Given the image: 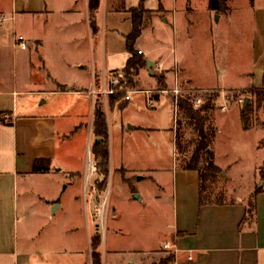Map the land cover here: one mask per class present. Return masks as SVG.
<instances>
[{"label":"crops","instance_id":"obj_1","mask_svg":"<svg viewBox=\"0 0 264 264\" xmlns=\"http://www.w3.org/2000/svg\"><path fill=\"white\" fill-rule=\"evenodd\" d=\"M197 1H143L144 9L151 13L150 23L143 32L162 34L169 29L173 47L166 48L161 43L157 49H144L135 44V50L143 52L144 60L153 62V73L147 66L140 73L144 71L151 81L158 80L161 87L168 85L172 90L180 86L206 92L264 89V0L246 1L241 5L229 0V11L225 14L211 11L209 0H203L204 9L207 13L209 9L211 18L212 14L219 16V24H235L239 17V13H235L237 10L251 13L253 24L247 38H244L246 47L238 59L226 63L221 58L217 61L220 53L218 42L213 40L212 23L207 33V54L201 52ZM141 4L142 0H100L96 17L98 33L93 34L89 23V0H8L6 5H2L0 0V18L12 19L16 24L21 18L25 24L22 33L32 44L26 64L30 78H19L16 62L11 65L10 72L2 74L0 71V264H91V251L89 261L88 255L84 259L62 261L59 252L30 250L28 241L35 234L26 227L29 222L25 223L20 240L18 223L20 220H53L61 208L36 185V181L51 177L59 171L55 170L58 166L70 176L78 175L82 167L62 165L61 160L70 161L75 156V152L67 147L87 127L83 118L88 115L89 98L93 103L92 135L98 98L103 100L107 123L108 113L114 109L136 115L134 107L128 105L132 98L125 102L114 96H93L92 91H101L103 76L121 72L126 67L131 58L125 40L132 31L131 11ZM47 32L57 36L56 47H63L65 41H70L73 47L82 50L78 58L65 63V68L72 74L69 81L58 77L54 65L39 51L48 41ZM14 34L15 44L16 30ZM88 36L95 48L90 56ZM31 49L35 51L34 55ZM88 80L90 85L94 84L90 91ZM152 97L159 101L161 95ZM67 101L70 108L64 106ZM71 112L74 116H68ZM5 114L11 116V120H4ZM127 124L129 130L136 132L158 130L128 117ZM109 150L111 173L115 163L110 139ZM214 154L216 165L224 171L215 151ZM178 155L177 152V162ZM37 161H47L50 170L35 173ZM122 166L126 171V165L122 163ZM169 173L170 187L150 177L164 194L169 190L172 198V216L166 225L168 238L165 237L163 243L137 250H121L112 243L110 250L104 251L102 244L103 264H147L146 253L156 252L166 245L175 256L173 264H264V184L241 199L202 206L199 173L185 171L183 163L173 165ZM124 180L129 183L132 194L140 197L133 196V199L144 202L131 178L125 177ZM258 190L261 191L254 199V221L242 227L249 208L248 200ZM40 236H44L43 232ZM126 255L128 257L121 261Z\"/></svg>","mask_w":264,"mask_h":264},{"label":"rangeland","instance_id":"obj_2","mask_svg":"<svg viewBox=\"0 0 264 264\" xmlns=\"http://www.w3.org/2000/svg\"><path fill=\"white\" fill-rule=\"evenodd\" d=\"M233 1L238 5L244 4L246 1L252 2V0ZM6 3L8 0H1L2 5H6ZM197 4L199 24L197 30L200 35L199 42L203 55L207 54L209 45L207 33L210 23H212L213 40L218 42L217 47L220 53L219 57L217 55V61L221 58V61L226 63L228 60L238 59L246 47L247 42L244 38H247L253 24L251 13L237 10L235 13H239V17L235 24H219V16L212 14L211 18L209 9L208 13L206 8L204 9L203 0H198ZM21 20L19 18L16 24L12 19H4L0 24V71L2 74L10 72L11 65L16 62L18 76L21 80H25L30 78V72L26 67L29 50H21L14 44L13 39L16 30V38L23 35L28 40V37L22 33L25 24ZM47 37L48 41L44 49L40 48L39 51L45 55L48 62L54 65L58 77L69 81L72 74L65 68V63L78 58L82 50L73 47L70 41H65L63 47H56L57 36L53 32H47ZM161 43L166 48L173 47V36L169 29L162 34L157 31L154 33L152 31L143 32L137 40L136 46L144 49L152 47L157 49ZM81 44L84 46L83 42ZM32 51L34 55L35 51ZM93 51L95 52V48L90 44L88 36V56ZM166 54L168 53L166 52ZM124 75L130 86V91H133L132 101L128 105L131 104L134 107L136 115L127 114L118 109L108 113L109 139L114 154L115 169L110 173L109 166L108 189L104 194L106 199L105 228L99 227V220H96L94 206L96 201L87 179L90 159L88 152L91 151L96 140L91 132L93 103L89 98L88 115L83 118L87 127L78 133L67 147L75 152V156L70 161L61 160L62 165L70 164L73 167H82L78 170V175L70 176L61 170V166H58L55 170L59 171H55L51 177L36 181V185L42 191H46L52 201L58 202L61 208L55 213L53 220H20L18 223V237L21 236V230L25 229L24 225L28 222L30 225H26V227L30 229L31 234H35L28 241L30 250L59 252L62 255V261H71L74 258L84 259L88 255L89 261L90 238L96 233L102 236L104 251H109L112 243L121 250H137L163 243L168 238L166 225L172 216V198L169 190L164 194L160 186L150 177H154L160 184L170 187L169 172L173 165L177 163L184 165V162L191 157L195 147L194 140L198 133L186 125L184 119L182 125L178 127L179 116L174 107L175 95L168 85L161 87L158 80L151 81L144 71L138 75ZM154 82L156 84L152 86ZM93 86L94 84L90 85L88 80L89 91ZM148 89L155 92L152 96L154 94L161 95L159 101L154 99L156 104L154 109H150L146 105L147 95L143 92L149 91ZM180 89L182 90L180 95L190 97L195 103L200 100L202 105L206 91L183 86H180ZM126 91H124L125 94ZM219 93L216 109L210 113V123L217 128V133L211 139V149L215 151L218 162L224 167V171L222 170V173L216 174L206 181V194L212 201H230L241 199L253 189L264 184V145L259 147L264 141V97L259 98L261 101H258L251 90H229L227 92L223 90ZM246 99L249 100L248 106L252 112L253 126L249 131L243 130L241 122V110ZM64 106L70 108L69 102L67 101ZM223 106L226 109L223 110ZM69 115L74 116L73 112ZM127 117L132 118L136 123L158 130L149 133L129 130ZM177 134L178 143L183 147V154L178 155V162ZM122 163L126 165V171L122 169L124 168ZM125 177L131 178L136 190L143 195L144 202L133 199L134 195L129 183L124 180ZM248 201L250 202V200ZM51 212H53V208H51ZM42 232L44 236H40ZM146 254L147 264H172L170 260L173 251L166 246L156 252ZM127 257V255L123 256L121 261Z\"/></svg>","mask_w":264,"mask_h":264},{"label":"trees","instance_id":"obj_3","mask_svg":"<svg viewBox=\"0 0 264 264\" xmlns=\"http://www.w3.org/2000/svg\"><path fill=\"white\" fill-rule=\"evenodd\" d=\"M142 4L133 9L132 12V31L125 37L126 49L131 54V58L128 60L126 67L121 72L115 74L122 75L124 82L118 87L122 90L121 93L113 95L117 100H125L126 90H130V86L126 80L124 74L127 75H138L141 69L147 66V62L135 50V44L142 35L144 29H146L150 23L151 13L146 11ZM229 0H209V9L217 13L225 14L229 11L227 6ZM100 6V0H89V23L93 34L98 33L97 26V13ZM251 93L255 94L256 97L261 99L264 97V89L252 88ZM220 96L218 90L207 91L203 96V103L199 108L193 106V100L190 97H181L178 101L179 112H178V127L182 125V120L186 121V125L192 127L195 132L198 133L197 138L194 140V150L191 157L184 162L183 169L185 171H197L199 173L200 180V204L206 205L213 202L220 203V201H212L206 194V181L213 178L214 175L222 173L215 163V154L211 149V139L214 134L217 133V129L210 123V113L216 109L217 100ZM250 106H246L241 110V122L243 130L248 131L252 128ZM93 135L96 138V142L92 147V153L97 163L98 172L103 176V182L99 185L100 192H105L108 188L109 179V166H110V150H109V133L107 117L103 108L102 98H98L95 103L94 111V122H93ZM264 145V141L259 145ZM183 147L178 143L177 134V151L182 153ZM50 170V166L47 161H37L34 165L35 173H47ZM264 176V175H263ZM264 179V177H263ZM256 191L251 197L249 202V208L246 217L242 222V227L246 224L253 222L255 215V196L259 193ZM102 239L100 234L96 233L91 238V264H103L102 257ZM175 256L173 255L170 262L173 264Z\"/></svg>","mask_w":264,"mask_h":264},{"label":"built area","instance_id":"obj_4","mask_svg":"<svg viewBox=\"0 0 264 264\" xmlns=\"http://www.w3.org/2000/svg\"><path fill=\"white\" fill-rule=\"evenodd\" d=\"M4 21V19H0V24H2ZM15 45L18 46L21 50H28L31 48L32 44L26 40V38H24L23 36H18L15 40ZM139 54H142L143 52L141 50L138 51ZM124 82V77L122 75H118V74H109L108 76H103L102 81H101V86L102 89L101 91L98 93L96 91H92L93 96L97 95V94H101L103 96H113L116 94H119L122 92V90H120L118 87L121 85V83ZM165 92V91H163ZM174 95V107H175V112H179V106H178V101L179 98L184 97L182 95H180V93L182 92V90L180 89V87L175 88L174 90L171 91ZM133 93V91H126V96H125V100L129 101L131 100V94ZM147 95V106L150 109H154L156 107L155 104V100L152 97V94L155 93L153 91H146L143 92ZM193 103V106L195 108H199L201 106V101L198 100ZM223 110L226 109V107L222 108ZM3 119L4 120H11V116H9L8 114L3 115ZM89 154V164H88V183L91 186V190H92V194L94 197V200L96 201V204H94L95 206V215H96V220H99V227L101 228H105L106 226V206H105V193L107 192V190L105 192H100L99 190V185L103 182V176H101L98 172V167H97V163L95 161V157L92 153V148L91 151L88 152ZM108 189V188H107ZM94 202V201H93ZM101 236V235H100ZM102 238V236H101ZM166 247H168V245H166Z\"/></svg>","mask_w":264,"mask_h":264},{"label":"water","instance_id":"obj_5","mask_svg":"<svg viewBox=\"0 0 264 264\" xmlns=\"http://www.w3.org/2000/svg\"><path fill=\"white\" fill-rule=\"evenodd\" d=\"M152 67H153V62L149 60V61L147 62V68H148V70H149L151 73H153V72H152ZM248 102H249V100L246 99L245 102H244L243 108H245V107L248 105ZM139 179H142V178H139ZM134 197L137 198V199H140V197H139L138 195H135Z\"/></svg>","mask_w":264,"mask_h":264}]
</instances>
